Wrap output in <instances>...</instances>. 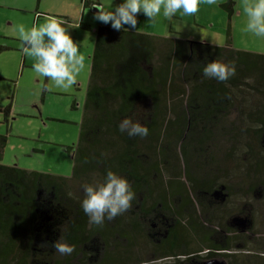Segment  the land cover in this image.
Segmentation results:
<instances>
[{
    "label": "trees",
    "instance_id": "trees-1",
    "mask_svg": "<svg viewBox=\"0 0 264 264\" xmlns=\"http://www.w3.org/2000/svg\"><path fill=\"white\" fill-rule=\"evenodd\" d=\"M220 6L236 12L235 0ZM96 34L79 140L68 147L73 174L3 163L0 135V264H182L183 256L264 264V53L111 25ZM215 59L234 63L236 75L203 77ZM0 111L7 121L13 107ZM128 116L149 135L122 134ZM108 169L138 199L97 226L81 208L83 186L102 183ZM165 210L174 217L167 237L164 219L150 223ZM60 238L73 254L55 252Z\"/></svg>",
    "mask_w": 264,
    "mask_h": 264
},
{
    "label": "rangeland",
    "instance_id": "rangeland-1",
    "mask_svg": "<svg viewBox=\"0 0 264 264\" xmlns=\"http://www.w3.org/2000/svg\"><path fill=\"white\" fill-rule=\"evenodd\" d=\"M19 1L31 10L23 12L16 7L17 5L9 7V4H19ZM38 1L0 0V46L6 47L0 52V109L10 104L13 107L8 122L5 121L4 113L0 112V135L8 137V142H5L3 148L2 161L9 165L17 164L22 168L71 176L74 158L67 147L76 145L79 140L92 55L97 39L96 28L105 24L95 20V14L90 9L87 14L91 16L82 25L79 15L82 8L81 0H43V7L53 12L70 11L69 19L62 16L57 18L69 24H80L79 28L72 30V35L79 41L87 65L86 70L78 77L77 84L70 91H49L45 87L49 83L47 78L41 80L33 73L34 60L22 52L15 31L18 24L23 23L31 27L34 23H43L45 17H53L47 15L41 17L36 10H32L33 3L36 4ZM225 1L218 0L217 5L202 3L200 11L194 16L180 17L177 14L176 23L186 25L179 37L176 36L171 22L161 19L160 22L152 24L143 14L138 15L136 30L216 45L231 44L236 49L264 53V41L242 30L245 17L240 8V0H235L236 12L230 17L228 11L220 6ZM122 2L123 0H101V7L109 10ZM89 20L94 24L88 28ZM201 31L205 34L203 37ZM235 224L242 231L248 228L245 221L240 218ZM205 264L228 263L221 258L207 261Z\"/></svg>",
    "mask_w": 264,
    "mask_h": 264
},
{
    "label": "clouds",
    "instance_id": "clouds-1",
    "mask_svg": "<svg viewBox=\"0 0 264 264\" xmlns=\"http://www.w3.org/2000/svg\"><path fill=\"white\" fill-rule=\"evenodd\" d=\"M202 3L217 5L218 0H123L114 8L106 10L93 3L96 14L94 19L111 25L115 31L136 30L138 15L143 14L152 24L161 19L171 22L179 37L186 27L176 23L180 17L198 14ZM240 8L245 17L243 32L264 41V0H240ZM127 25V27H125ZM80 24H69L57 17H45L43 23L27 27L21 23L16 26V37L21 43L22 52L33 58V73L43 80L47 78V90L70 91L78 82V77L86 70V56L81 52L79 41L75 40L72 30ZM202 37L205 35L201 31ZM237 67L234 63L215 59L203 67V77L227 82L234 77ZM119 131L128 137L144 138L149 135L146 124L135 121L131 116L119 124ZM84 198L81 201L83 213L89 223L102 226L105 221H113L133 207L137 193L126 176L108 169L102 183L83 186ZM60 255H71L75 245L59 239L52 244Z\"/></svg>",
    "mask_w": 264,
    "mask_h": 264
},
{
    "label": "crops",
    "instance_id": "crops-1",
    "mask_svg": "<svg viewBox=\"0 0 264 264\" xmlns=\"http://www.w3.org/2000/svg\"><path fill=\"white\" fill-rule=\"evenodd\" d=\"M93 3H99L100 6H101V0H91ZM82 2V8L79 12V15L82 19V25H84V21H88L87 18L90 17L91 15H88L87 14V11L91 9L92 13L96 14V9L95 8H87L85 7V5L83 4V1L81 0ZM19 4H14V3H11L9 4V7H15L13 5H17L16 7H18L21 11L23 12H29L31 9H27L26 8V4H24L22 1H19L18 2ZM3 4V3H2ZM43 0H39L36 4L35 2L33 3V8L32 10H36L37 13L39 15H41V17H44L43 15H47V16H53V17H59V16H62V17H67L69 19V17H71L69 15L70 11L69 10H66V11H63V10H60L59 12H53L52 10H49V8H45L43 7ZM19 5V6H18ZM4 6V5H3ZM53 7V6H52ZM54 9H56V7H53ZM79 17V18H80ZM89 24L87 27H92V25L94 24V22L92 20H89ZM97 25V24H95ZM98 27V26H97ZM97 29V28H96Z\"/></svg>",
    "mask_w": 264,
    "mask_h": 264
},
{
    "label": "flooded vegetation",
    "instance_id": "flooded-vegetation-1",
    "mask_svg": "<svg viewBox=\"0 0 264 264\" xmlns=\"http://www.w3.org/2000/svg\"><path fill=\"white\" fill-rule=\"evenodd\" d=\"M1 110V109H0ZM0 112H2V111H0ZM11 113H13V111L11 112ZM11 113H10V115H11ZM4 117H5V115H4ZM5 121H6V119H5ZM9 121V118H8V120L6 121V122H8ZM1 123V122H0ZM78 143V142H77ZM77 145V144H76ZM72 146H75V145H72ZM69 147V146H68ZM68 147H67V150H68ZM68 152H69V150H68ZM71 153V152H70ZM72 155H73V158L75 157V151H73L72 153H71ZM159 214V213H158ZM160 215H163L162 217H160ZM162 219H164L165 221L163 222V223H165V225H166V228L164 227V226H160L159 227V231H160V233H162V234H164V236L165 237H167V227H169V226H171V222H173V220H174V217L169 213V212H167L166 210L164 211V213H161L160 212V214H159V218H158V222H154V217H150V220H151V225H152V227L153 226H155V227H157L158 225H159V222L162 220ZM164 231V232H163ZM207 251V250H206ZM193 254H191V256H192ZM190 256V255H189ZM188 256H183V257H180L184 262V264H205L207 261H209V260H206V259H198V258H195L194 256V258L192 259V261H188V258H187ZM179 258V257H178ZM177 261V262H176ZM158 262H160L159 264H167V262H169V263H175V264H181L180 262H179V260L177 259V258H173V257H169V259H161V260H159V261H157V263ZM166 262V263H165ZM182 263V264H183Z\"/></svg>",
    "mask_w": 264,
    "mask_h": 264
}]
</instances>
